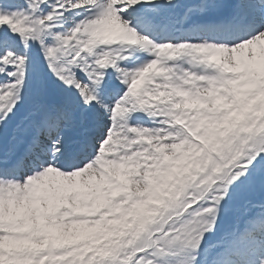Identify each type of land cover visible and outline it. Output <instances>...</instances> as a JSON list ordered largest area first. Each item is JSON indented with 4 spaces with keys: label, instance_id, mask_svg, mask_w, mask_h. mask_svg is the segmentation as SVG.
Here are the masks:
<instances>
[{
    "label": "snow or ice",
    "instance_id": "obj_1",
    "mask_svg": "<svg viewBox=\"0 0 264 264\" xmlns=\"http://www.w3.org/2000/svg\"><path fill=\"white\" fill-rule=\"evenodd\" d=\"M0 264H264V0H0Z\"/></svg>",
    "mask_w": 264,
    "mask_h": 264
}]
</instances>
